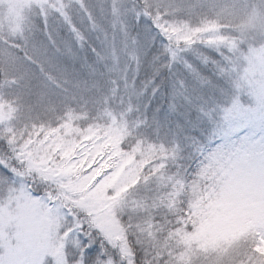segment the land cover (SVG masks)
Wrapping results in <instances>:
<instances>
[{
  "label": "rangeland",
  "instance_id": "rangeland-1",
  "mask_svg": "<svg viewBox=\"0 0 264 264\" xmlns=\"http://www.w3.org/2000/svg\"><path fill=\"white\" fill-rule=\"evenodd\" d=\"M137 9L167 13L160 26L174 33L167 45L173 79L167 95L175 110L169 115L179 123L183 114L200 133L210 126L222 141L196 191L202 213L195 228L184 231L190 235L180 249L190 259L209 254L235 264L234 250L247 243L264 264V0H0L1 72L13 83L30 72L20 80L33 84L36 90H25L41 110L20 124L36 127L12 130V100L0 95V141L10 142L0 144V264H83L73 242L85 217L101 236L112 243L123 239L130 251L115 211L132 170L130 152L108 176L103 164L92 167L99 157L76 156L90 139L97 140L94 156L107 142L115 154L123 145L116 121L153 113L164 122L156 106L162 96L152 98L156 83L140 79V60L148 58L124 22ZM87 17L99 29L91 42L87 28L79 32ZM11 42L22 50H11ZM206 61L210 70L204 71ZM104 69L82 89L85 75ZM110 88L109 97L124 104L121 110L108 105L103 92ZM97 109L101 125L92 123ZM28 179L45 193L34 194Z\"/></svg>",
  "mask_w": 264,
  "mask_h": 264
},
{
  "label": "trees",
  "instance_id": "trees-1",
  "mask_svg": "<svg viewBox=\"0 0 264 264\" xmlns=\"http://www.w3.org/2000/svg\"><path fill=\"white\" fill-rule=\"evenodd\" d=\"M137 10L130 16L128 15L124 22L129 27L132 26L131 33L136 37L134 43L148 58L146 62L140 60V68L143 73L140 79H146L143 84L150 81V84H157L153 87L152 98L162 96L158 104H154L160 107L159 111L164 115V122L159 121L162 116L154 117L153 113L129 117L125 122L116 121L117 132L120 133L123 145L117 146L115 154L111 150L113 146L107 142L104 150L94 156L91 152V145L94 146L97 140L90 139L83 146L86 149L80 151L81 156H76V158L83 157L84 160L99 157L100 160H93L96 163L92 167L103 164L104 176L112 174L111 169L122 161L121 156L126 155V151H129L132 156L130 159L133 165L123 183L124 189L119 196L121 204L115 210L124 240L130 244V251L125 249L123 239L117 238L112 243L107 237L101 236L91 220L85 217L81 221L84 227L81 231L82 234L79 233L73 242L74 256L78 255L80 260H84L83 264H222V262L229 264L226 259L215 261L209 254H206L204 259L202 256L190 259L187 257L188 254L183 255L185 249H180V247H184L183 243L190 235L185 232L195 228L198 222L197 218L202 213L197 208L196 191L204 185L208 174L211 173L213 168L207 166V161L216 146L222 141L218 140L216 131L210 126H202L200 133L197 130V124L189 125L184 121L183 114L180 116L179 123L176 121V117L169 115L175 110L167 95L166 83L173 80L169 71L170 67L167 65V45L174 33L164 31L160 26V18L163 16L165 19L167 13L157 16L158 13L155 10ZM182 12H184L183 9L179 13ZM91 19L95 21L94 18L87 17L85 26L79 31L81 33L84 28H87L85 34H88L89 42L93 40L94 35L99 33L97 22L95 21L93 24ZM16 42L8 44L11 50L15 51L16 49L18 53L22 49ZM202 48H205L204 45H200V53H202ZM90 49L94 51L91 46ZM210 64L206 61V65L203 66L204 71H207V68L210 70ZM28 73L30 72L24 71V74ZM186 73L190 75L192 71H186ZM105 74L106 70L104 69L85 75L87 82L83 81L82 89L89 86L88 82H91V77L99 79ZM23 75H19L16 82L13 83L10 77H3L0 68V95L3 100H12L11 105L14 107L10 118L11 124L9 121L7 123L9 127H12V130L16 131L21 127H28L27 130L36 127L37 123L33 125L20 124L28 120L27 116L41 112L39 105L35 103L37 100L35 95L34 98H30V93L25 90L27 87L32 88L33 91L36 89L29 80H20V76ZM95 88L101 91L100 87ZM111 91L112 88L107 93L106 90L103 92L108 105L114 104L121 110L124 104H116L109 97L112 94ZM46 103L52 107L51 102ZM43 113L45 114V111ZM90 114L93 124H102L101 119L96 117L101 114L99 109L91 110ZM190 114L193 118L194 112L192 111ZM105 120L108 122V119ZM96 127L100 128V126ZM136 132H142V135L134 137L133 134ZM162 132L166 134H162ZM155 136L160 137L154 139ZM160 142L168 148L166 151L155 148L153 145ZM5 143H10L7 138L0 141V144ZM78 151L76 150L73 155L75 156ZM117 169L118 167L115 170ZM28 182V186L34 194L45 193L46 190L43 188L36 189V184H33L32 180L28 179ZM80 215L82 217L84 213ZM248 240L253 244L252 238ZM246 246L247 243L243 245V249L234 250L238 259L235 264H262V254L258 255L252 252L251 245L248 246L249 249ZM89 248L92 249L91 252L88 251Z\"/></svg>",
  "mask_w": 264,
  "mask_h": 264
},
{
  "label": "snow or ice",
  "instance_id": "snow-or-ice-1",
  "mask_svg": "<svg viewBox=\"0 0 264 264\" xmlns=\"http://www.w3.org/2000/svg\"><path fill=\"white\" fill-rule=\"evenodd\" d=\"M88 251H89V252H91V251H92V249H91V248H89V249H88Z\"/></svg>",
  "mask_w": 264,
  "mask_h": 264
}]
</instances>
